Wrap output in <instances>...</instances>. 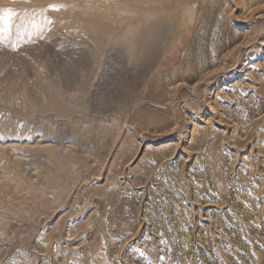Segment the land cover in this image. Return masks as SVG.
<instances>
[{"label": "rangeland", "instance_id": "obj_1", "mask_svg": "<svg viewBox=\"0 0 264 264\" xmlns=\"http://www.w3.org/2000/svg\"><path fill=\"white\" fill-rule=\"evenodd\" d=\"M6 9L0 264H264V0Z\"/></svg>", "mask_w": 264, "mask_h": 264}, {"label": "bare ground", "instance_id": "obj_2", "mask_svg": "<svg viewBox=\"0 0 264 264\" xmlns=\"http://www.w3.org/2000/svg\"><path fill=\"white\" fill-rule=\"evenodd\" d=\"M43 20V19H42ZM42 20H41V22H42ZM44 21V20H43ZM43 23V22H42ZM55 24H56V22H54ZM40 24V23H39ZM44 24H46V22L44 23ZM47 25H48V23H47ZM54 26V25H53ZM59 26V25H58ZM55 29V28H54ZM54 32V31H53ZM19 92V91H18ZM190 199V198H189ZM189 199H187V200H189ZM245 216H247V215H245ZM224 219H228V217H226V218H224ZM227 222V221H226ZM226 226H228V223H224L223 225H222V228L224 229V228H226ZM231 226V225H230ZM247 228H249L248 229V231H252L253 229L251 228V227H247ZM188 230V229H187ZM224 232H225V230H224ZM246 234H248V233H246ZM246 238V237H245ZM245 238H243V240L245 241V242H247L248 243V239H245ZM196 245H194V250H195V252H197V253H199V254H202L204 257H205V262H209V261H214V258H213V254H214V251L213 250H211V249H207L206 247H204V245H202V243L201 242H199L198 241V239H197V242L195 243ZM212 245V244H211ZM212 248V247H211ZM8 259V258H7ZM199 264H204V260L201 258L200 259V262H199Z\"/></svg>", "mask_w": 264, "mask_h": 264}, {"label": "snow or ice", "instance_id": "obj_3", "mask_svg": "<svg viewBox=\"0 0 264 264\" xmlns=\"http://www.w3.org/2000/svg\"><path fill=\"white\" fill-rule=\"evenodd\" d=\"M16 14L10 9L3 10L0 12V36L8 34L12 29V20ZM51 23V21H49ZM36 27V25H33Z\"/></svg>", "mask_w": 264, "mask_h": 264}]
</instances>
